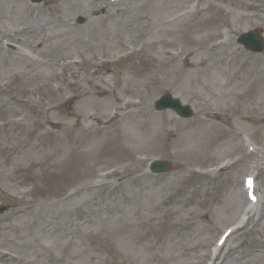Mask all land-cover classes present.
<instances>
[{
  "label": "rangeland",
  "instance_id": "374dc122",
  "mask_svg": "<svg viewBox=\"0 0 264 264\" xmlns=\"http://www.w3.org/2000/svg\"><path fill=\"white\" fill-rule=\"evenodd\" d=\"M116 1L0 0V264H264V0Z\"/></svg>",
  "mask_w": 264,
  "mask_h": 264
},
{
  "label": "water",
  "instance_id": "95a60500",
  "mask_svg": "<svg viewBox=\"0 0 264 264\" xmlns=\"http://www.w3.org/2000/svg\"><path fill=\"white\" fill-rule=\"evenodd\" d=\"M240 42L244 43L248 48L252 49L254 51H262L264 49V39L260 35V32L257 31H251L246 34H242L240 37ZM158 104L161 107H172L175 109H180L184 111L187 114H192L191 109L189 106H183L181 105L180 101L178 99L172 98L170 94L164 95L159 101ZM155 169L157 170H166L169 167V164L164 162H156L154 165Z\"/></svg>",
  "mask_w": 264,
  "mask_h": 264
},
{
  "label": "bare ground",
  "instance_id": "6f19581e",
  "mask_svg": "<svg viewBox=\"0 0 264 264\" xmlns=\"http://www.w3.org/2000/svg\"><path fill=\"white\" fill-rule=\"evenodd\" d=\"M174 2H178V0H173ZM99 3H98V7L96 8V11L98 12L99 11V9H101L103 6H102V4H101V1H98ZM107 2L105 3V5L107 6ZM111 5V4H110ZM112 6H114V5H112ZM77 96V95H76ZM258 166H260V165H258ZM252 212V211H251ZM253 217V215L251 216V218ZM251 218H250V220H251ZM258 220H259V222L260 221H263L264 222V210H262V212L260 213V215H259V217H258ZM234 253V251H232V254ZM4 257H11V255L10 254H4ZM225 260L227 261V257H225Z\"/></svg>",
  "mask_w": 264,
  "mask_h": 264
}]
</instances>
